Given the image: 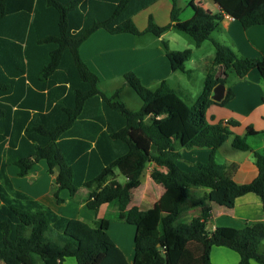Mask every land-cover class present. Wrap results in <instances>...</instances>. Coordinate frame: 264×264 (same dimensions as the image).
<instances>
[{
    "label": "trees",
    "instance_id": "1",
    "mask_svg": "<svg viewBox=\"0 0 264 264\" xmlns=\"http://www.w3.org/2000/svg\"><path fill=\"white\" fill-rule=\"evenodd\" d=\"M158 1L0 0V264H64L68 258L77 264H130L109 233L110 219L90 224L60 216L16 187L8 168L16 166L24 178L41 161L56 174L59 203L61 192L68 191L71 200L95 213L118 205L117 220L136 227L134 264H212L215 247L236 252L240 264H264V222L210 232L211 208L205 207L208 200L232 211L239 198L255 194L264 210V155L247 142L264 131L207 116L234 99L228 88L221 102L213 100L215 88L226 85L230 75L245 79L257 70L264 80V59L243 57L214 38L225 15L245 29L264 25V0H213L220 13L185 21L172 0L169 25L150 16L140 31L134 16ZM171 28L190 36L198 48L211 41L216 49L204 90L192 104L166 81L153 90L129 72L125 80L143 102L132 111L119 99L123 88L104 93L99 76L80 55L82 44L99 29L161 37ZM163 47L172 70L189 75L192 50H171L166 41ZM220 68L225 78L218 77ZM240 127L244 136L235 131ZM131 130L151 141L149 154L131 139ZM232 137L235 149L253 152L259 174L248 184L233 179L235 165L215 159ZM196 148L211 149L209 160L186 172L178 165L181 150ZM148 163L156 165L152 178L165 192L155 208L130 207ZM194 188L209 192L199 197ZM199 206L202 213L188 222V213Z\"/></svg>",
    "mask_w": 264,
    "mask_h": 264
},
{
    "label": "crops",
    "instance_id": "2",
    "mask_svg": "<svg viewBox=\"0 0 264 264\" xmlns=\"http://www.w3.org/2000/svg\"><path fill=\"white\" fill-rule=\"evenodd\" d=\"M177 1L181 13L184 10L186 14V5H193V7H195L193 16L196 14H218L221 12L220 7L213 0H202L204 3L199 0H192L187 4L183 2L186 4L185 9L181 8V4H179L180 0ZM172 10V0H159L146 10L134 16L133 19L140 31H144L147 28L150 16L154 18L158 25L166 26L171 23ZM181 13L180 19L182 21L188 20L182 19ZM101 30L103 29L96 31L80 48V55L83 61L99 76L101 84L118 82L121 79H125L124 76L127 73L133 72L140 78L142 83L150 89L155 90L162 82L166 81L173 89L185 94L186 90L181 85L183 78L179 76V73L181 72L191 78L193 71L186 67V70L190 72L189 75L182 71L174 72L163 47V42L166 41L170 49L173 50L171 40L169 39V33L175 30L174 28H171L161 37L153 35L155 39L152 41L149 40L148 36L152 34L144 36H134L132 34L113 35L105 29V32L99 33ZM218 33L220 34V38H215L216 41L222 44L228 42L229 45L243 57L260 60L264 59V25H256L245 29L239 21L225 15L221 22V30ZM202 46L200 48L195 47L201 49ZM214 57V53H210L208 56L202 58V70L205 79ZM218 77L225 78L224 70L221 68L218 71ZM230 77L226 84L225 96L228 88H232L235 93L234 99L226 105V107L220 109L219 112H217L218 110H215V108L211 109L207 115L208 119H212V116L210 117L212 113L216 121L224 120L226 122L233 119L243 127H252L256 132H263L264 80L260 73L257 70H253L245 79H238L235 77L232 82H230ZM124 89L125 88H123V90ZM201 93H199V95ZM213 111H216V114ZM216 115H219L221 119H217ZM235 131L239 135L241 134V136H244L246 133V131L242 133V127L236 128ZM130 137L147 154L150 153L151 141L140 130H131ZM233 140L234 137L229 139L216 151L215 159L219 164L235 165L236 169L233 172V179L238 184H248L256 179L259 174L258 168L255 165L253 152H243L235 149L233 147ZM255 143L256 145L252 146L253 151H257L264 155V136ZM224 145L228 146L224 147ZM229 149L233 153L229 154ZM211 152L212 150L208 148H196L192 150L183 149L181 151L182 157L178 161V165L184 171L192 172L195 170V165L197 163H205L209 160ZM155 168L156 165L154 163H148L146 165V169L141 178V185L134 190L133 202L130 207L136 206L141 210H148L159 205L160 198L164 194L165 188L153 180L152 174ZM8 172L17 188L51 208L60 216L81 219L93 224L97 219L106 218L104 212L107 211L110 205H113L114 216L117 219L119 214L118 205L114 203L104 205L98 213H95L89 210L86 204H80L77 200H71L68 191L61 192L60 196L63 202L59 203L55 197V192L58 189L55 184L56 174L52 176L48 173V165L45 161L36 164L30 174L24 178L19 177V169L16 166H10ZM24 179H28V181ZM208 192L209 189L207 188L193 190V193L199 197H203ZM78 198L79 196L75 199ZM205 207L211 208V218L207 227V230L210 232L215 231L217 228L242 230L254 223L264 222L262 201L260 197L255 194H248L239 198L232 211L212 205L208 200L206 201ZM201 213V206L191 210L187 215V221L191 222L193 218L198 217ZM115 222L116 223L111 221L109 233L118 247L126 255L129 263L134 264V238L136 235V227L133 226L135 229L126 228L123 226L127 225L126 223L119 221ZM119 223H121L120 231H114L113 233L114 224L118 225ZM211 260L212 264H240L239 255L224 247L213 248ZM64 264H77V262L74 258H68ZM253 264L259 263L253 262Z\"/></svg>",
    "mask_w": 264,
    "mask_h": 264
},
{
    "label": "rangeland",
    "instance_id": "3",
    "mask_svg": "<svg viewBox=\"0 0 264 264\" xmlns=\"http://www.w3.org/2000/svg\"><path fill=\"white\" fill-rule=\"evenodd\" d=\"M191 1L192 0H180L181 3L179 2V4H181L180 6L182 9H185V5L187 3H190ZM199 1L204 3V1H202V0H199ZM183 2H186V4ZM186 8H187L186 14H185L184 10L181 13L182 19H190L194 15L195 7H193V5L192 6L186 5ZM208 9H211V8H208ZM211 11H213V10H211ZM100 32L103 33L105 31L103 29V30L99 31V33ZM218 32L214 33V38H216V39L220 38V36H219L220 34ZM148 36H149V40H151V41L155 39L153 37V35H148ZM169 37H170L169 39L171 40L173 50H180V51H183L186 49L193 50L192 60L189 61L186 65V67L188 69H191L193 71L192 77L189 78L186 75H184L183 73H181V72L179 73V76H181V78H183L181 85L186 90V92L184 94L186 97L185 99L188 103L192 104V103H194V101L198 97L199 93H201L204 90V79L205 78H204V72L202 70V58L208 56L210 53H214V56H215L216 49H215V47L211 41H207L206 43L203 44L201 49H197L195 47L196 45H195L194 40L190 36H188L187 34L181 32V31H178L176 29L173 31H170ZM224 44L229 45L228 42H226ZM230 76H231L230 82H232V80L236 76L235 75H230ZM120 87L125 88V89L122 91L119 99L122 102H125L130 110H132V111L140 110L142 105H143V102H142L141 98L138 96V94L135 92V90L128 85V83L126 82L125 79H121L118 82L117 81L108 82L106 84H101V86H100L101 90L107 94L114 93L112 91H115V90L119 89ZM217 110H218L217 112H219L220 109H217ZM213 112H215V114H216V111H213ZM211 116H213L212 113H211L210 117ZM216 117H217V119H221L219 115H216ZM261 138L262 137L249 138L247 142L251 146H254V145H256L255 142L261 140ZM227 146L228 145H224V147H227ZM228 153L231 154L233 152L229 149ZM34 170H36V169H34ZM34 174H36V173H34ZM118 179L121 183L126 182L125 177H123L122 175H119ZM24 180L28 181V179H24ZM196 189H198V188H194L193 190H196ZM81 194H83V192ZM81 194H79L78 199H80L83 196V195L81 196ZM112 206L113 205H110L109 208L107 209V211H105L104 213H105L107 219H110L112 222L114 221V223H116L115 221L118 222V220L114 216ZM186 218H187V216H186ZM120 226H121V223H119L118 225L114 224L113 233H114V231H116V232L120 231ZM123 226H125L126 228H134L135 229V227L130 226L128 224L123 225ZM134 240H135V238H134ZM260 251H261V253L264 254V241L262 242V244L260 246ZM26 264H29V263L26 261Z\"/></svg>",
    "mask_w": 264,
    "mask_h": 264
},
{
    "label": "water",
    "instance_id": "4",
    "mask_svg": "<svg viewBox=\"0 0 264 264\" xmlns=\"http://www.w3.org/2000/svg\"><path fill=\"white\" fill-rule=\"evenodd\" d=\"M225 93H226V85L219 84L214 90L213 100L216 102H221L225 97Z\"/></svg>",
    "mask_w": 264,
    "mask_h": 264
}]
</instances>
